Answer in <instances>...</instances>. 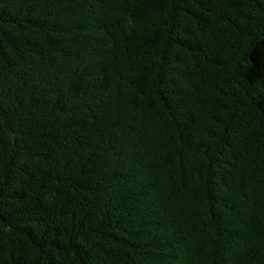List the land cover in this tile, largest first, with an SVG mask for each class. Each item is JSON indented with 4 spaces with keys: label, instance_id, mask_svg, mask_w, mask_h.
<instances>
[{
    "label": "trees",
    "instance_id": "obj_1",
    "mask_svg": "<svg viewBox=\"0 0 264 264\" xmlns=\"http://www.w3.org/2000/svg\"><path fill=\"white\" fill-rule=\"evenodd\" d=\"M0 264H264V0H0Z\"/></svg>",
    "mask_w": 264,
    "mask_h": 264
}]
</instances>
